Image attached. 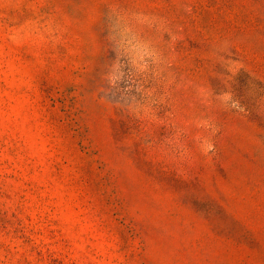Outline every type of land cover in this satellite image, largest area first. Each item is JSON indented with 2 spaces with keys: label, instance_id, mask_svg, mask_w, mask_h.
Here are the masks:
<instances>
[{
  "label": "rangeland",
  "instance_id": "374dc122",
  "mask_svg": "<svg viewBox=\"0 0 264 264\" xmlns=\"http://www.w3.org/2000/svg\"><path fill=\"white\" fill-rule=\"evenodd\" d=\"M0 264H264V0H0Z\"/></svg>",
  "mask_w": 264,
  "mask_h": 264
}]
</instances>
